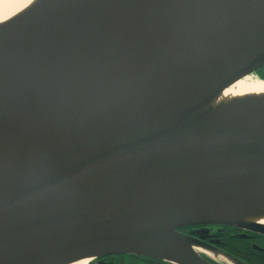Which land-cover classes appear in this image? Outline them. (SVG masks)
I'll return each mask as SVG.
<instances>
[{
    "label": "water",
    "instance_id": "1",
    "mask_svg": "<svg viewBox=\"0 0 264 264\" xmlns=\"http://www.w3.org/2000/svg\"><path fill=\"white\" fill-rule=\"evenodd\" d=\"M263 68L264 0H58L1 29L0 264H208L179 229L264 234L218 212L264 208V128L198 118ZM113 191L136 197L91 203Z\"/></svg>",
    "mask_w": 264,
    "mask_h": 264
},
{
    "label": "bare ground",
    "instance_id": "2",
    "mask_svg": "<svg viewBox=\"0 0 264 264\" xmlns=\"http://www.w3.org/2000/svg\"><path fill=\"white\" fill-rule=\"evenodd\" d=\"M56 1L58 0H0V30L35 14ZM261 102H264V81L253 76H247L223 91L215 100L205 107L201 113H199L198 118L220 119L244 127L261 129L264 128V118L250 120L245 116L238 114L240 112L242 113L247 106ZM135 197L136 195L132 191H113L93 198L91 203H128L134 200ZM218 212L237 220H243L245 222L264 226V208L225 209L219 210ZM193 249L212 259L226 261L231 264L229 260L220 253L209 252L196 247H193ZM116 252H133L141 255L155 256L167 262L176 264L175 260H173L167 253L155 247L143 246L128 248ZM95 256L82 257L64 264H90Z\"/></svg>",
    "mask_w": 264,
    "mask_h": 264
},
{
    "label": "flooded vegetation",
    "instance_id": "3",
    "mask_svg": "<svg viewBox=\"0 0 264 264\" xmlns=\"http://www.w3.org/2000/svg\"><path fill=\"white\" fill-rule=\"evenodd\" d=\"M264 75V68L256 77ZM185 238L195 241L196 248L221 253L239 264H264V234L233 225L205 224L194 225L177 231ZM195 251V250H194ZM208 264H229L212 259L195 251ZM90 264H173L160 259L143 256L107 255L96 258Z\"/></svg>",
    "mask_w": 264,
    "mask_h": 264
},
{
    "label": "trees",
    "instance_id": "4",
    "mask_svg": "<svg viewBox=\"0 0 264 264\" xmlns=\"http://www.w3.org/2000/svg\"><path fill=\"white\" fill-rule=\"evenodd\" d=\"M259 79L263 80L264 81V75L262 74Z\"/></svg>",
    "mask_w": 264,
    "mask_h": 264
}]
</instances>
